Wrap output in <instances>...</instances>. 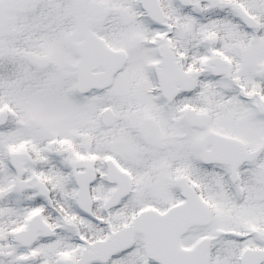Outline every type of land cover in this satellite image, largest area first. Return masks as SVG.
<instances>
[{
	"label": "rangeland",
	"instance_id": "1",
	"mask_svg": "<svg viewBox=\"0 0 264 264\" xmlns=\"http://www.w3.org/2000/svg\"><path fill=\"white\" fill-rule=\"evenodd\" d=\"M160 3L166 14L164 25L174 27L171 34L157 31L140 0H0V112L9 113L8 123L0 128V264H18L15 259H20V251L13 240L16 230L26 223L25 216L44 213L29 193L19 196L17 213L9 205L13 193L9 158L14 152L31 154L35 167L45 169L37 174L52 182L54 193L64 196L63 207L54 203L64 210L67 229L75 221L68 200L76 196L69 188L79 170L101 164L103 159L102 163L121 161L130 174L131 170L137 174L131 196L134 204L130 203L134 207L142 205L147 196L155 202L165 200L171 191L169 178L174 169L170 166L174 163L213 209L212 222L192 229L184 237L185 244L190 246L202 236L210 238V264H236L239 248L259 244L255 233L264 232V159L229 187L218 172L200 169L191 161V143L200 132L185 131L177 117H163L158 110L157 97L151 91L156 90L154 54L149 50L189 49L199 33L193 29L194 19L181 11L176 0ZM87 30L103 37L112 49L126 52L127 62L110 88L77 94L74 48ZM102 71V67L95 70ZM103 108L115 114L109 128L98 124ZM217 116L212 123L216 131L242 136ZM255 132L252 142L257 144L264 133ZM51 158L65 163V177L48 166ZM160 196L163 200H158ZM165 203L161 202L162 207ZM240 229L245 233L241 240L227 235ZM215 230L220 231L217 237ZM64 240L37 245L35 253L51 258L60 246L65 247V256L76 253L70 237Z\"/></svg>",
	"mask_w": 264,
	"mask_h": 264
},
{
	"label": "flooded vegetation",
	"instance_id": "2",
	"mask_svg": "<svg viewBox=\"0 0 264 264\" xmlns=\"http://www.w3.org/2000/svg\"><path fill=\"white\" fill-rule=\"evenodd\" d=\"M187 1L186 6L180 9L196 22L195 28L192 26L193 29L199 30L195 45L182 51L180 49H152L155 73L156 71L160 72L162 57L169 52L184 74L178 77L174 70L170 71V75L166 79L169 82L165 88L167 96H163L161 93L163 88L159 86L160 80L155 79L159 97L156 100L157 107L163 117L164 115L177 117L181 128L185 131L200 132V136L191 143L193 151L190 154V159L195 166L205 171H216L222 175L223 179L230 177V165L202 163L197 141L207 132L234 140L227 143L223 141L222 144L226 150L221 151V154L224 158L249 157V160L245 161L238 169L239 180V178L248 176L254 169L252 167L264 159V137L255 144L252 141L256 136L251 135L255 131L260 132L259 134L264 133V0ZM153 24L159 33L166 32L167 29V34H171L174 29L173 26ZM184 114L190 118L188 124L183 121ZM216 114L218 115L216 118L224 121L227 127H231L233 133L242 136L227 135L216 131L212 127ZM205 122H207V127L202 128L200 125H204ZM246 136L247 139L244 138ZM205 145L206 155H209L213 151V144L206 142ZM162 154L163 156L167 154L165 149L162 150ZM109 160H105L103 163L102 160L101 164L95 163L88 168H93L95 171V174L90 178L92 180L89 185L92 198L90 214L79 207L77 200L79 186L76 183L70 186L69 193L74 191L76 194L71 200H68V208L75 216L74 223L69 225L70 229H67L68 224L65 222L64 210H59V207L54 203L55 201L63 207L65 205L64 196L58 194V191L54 193L52 182L37 174L40 169L43 171L45 169L35 167L34 159L30 161L25 159L22 163L23 176L19 177L16 170L12 166L10 167L13 193L10 194L9 205L14 208L13 212L17 213L16 205L20 203L19 196L26 193L34 195L35 198L31 201L41 206L44 211V213L40 212L29 218L25 216L26 223L15 232L27 230L30 223L35 221L36 238L32 243L25 246V244L14 241L20 251V259H15L18 264H77L84 251L97 257L99 245L103 242L107 243L104 251L110 253L109 256L104 261L94 258L87 264H162L159 261L161 258H169L172 261L171 264H192L191 259L177 262L176 249L175 254L171 251L174 250L173 246L165 244L161 247L154 243L152 229H148L152 223L150 217H147L138 228L133 227L135 219L141 213L155 211L164 215L168 210L185 201L175 184L178 177H186L184 173L180 169L176 170L174 163L171 164L170 169H174L169 178L171 191L168 192V196H164L167 201L164 207L161 202L165 200L161 196L158 200L162 199L163 201L155 202L150 200L152 197L148 198L147 196V199L142 201L143 204L146 202L147 206L142 204L130 207V203L134 204L131 196L137 187V174L131 169L133 175L130 174L129 170L122 166L121 161L111 160L120 172L126 173L130 177L131 189L127 195L120 198L118 203L106 208V203L118 188L117 180L113 182V179H118L124 189L129 185L125 177L114 172L107 165ZM49 161L52 164L48 166L59 176L65 177V163L61 164L53 158ZM88 169H81L78 173H83ZM247 171L249 172L246 173ZM19 179L26 183V188L23 191L18 190ZM38 182H44L47 185L50 190V198L38 194ZM58 189L60 191L59 186ZM198 193L202 200L208 203L204 194L201 191ZM49 203L51 205H48ZM192 207L194 211H191L190 218L201 219L204 210L202 203L193 201ZM17 218L18 221H21L20 217ZM207 226L208 224H195L189 227L186 234L181 237V248L185 251H192L197 243L206 236L198 238L190 246L185 244L184 237L192 229ZM126 228L131 230H127L122 234V237H118L119 232ZM235 235H238L240 240L245 237V233L241 232V229ZM255 235L259 237V242H256L259 244L243 249L236 257L237 264H242L241 259L246 249L264 250V232H256ZM67 237H70L69 242L77 250L76 253L65 256L64 246L55 247L51 258L48 255L45 257V255L39 256L35 253L37 245L49 246L53 241L63 242ZM114 241L126 246L116 248L112 245ZM24 243H28V240ZM82 244L83 246H81ZM67 249L69 250V248ZM196 257L200 258L201 256L197 255ZM259 264H264V260Z\"/></svg>",
	"mask_w": 264,
	"mask_h": 264
},
{
	"label": "water",
	"instance_id": "3",
	"mask_svg": "<svg viewBox=\"0 0 264 264\" xmlns=\"http://www.w3.org/2000/svg\"><path fill=\"white\" fill-rule=\"evenodd\" d=\"M142 7L149 12V16L151 18L156 19L158 22H162L164 19L163 12L159 5L158 0H142ZM75 54L78 57V61L76 64V90L78 92H88L91 89L102 90L106 87H109L112 84L114 75L123 68L126 62V54L122 51L115 52L113 51L107 43L100 38L97 34H95L92 30H87L83 40L78 43L75 47ZM98 66H103L105 68V72L102 73H93V70ZM164 67L167 69V65L164 64ZM159 78L161 76H158ZM161 83V82H160ZM163 86L165 83L162 81ZM8 119V113L3 112L0 114V125L6 123ZM100 122L103 126H110L114 122V114L110 109H104L99 116ZM206 126V125H204ZM154 130L152 134L148 136L149 139L154 136ZM215 138H218L216 134L207 133L206 136L200 140L201 143L205 142H214ZM216 149V148H215ZM204 150V148H203ZM202 150V151H203ZM24 155H16L13 157V160H17L18 162H14V165L18 168H21V159ZM204 157V156H203ZM208 161V159L204 158V161ZM210 159L209 161H211ZM214 160L219 161L220 159L214 158ZM213 160V161H214ZM232 163V162H231ZM241 160L237 163H232V180L235 182L237 180V168L240 165ZM21 170L19 173L21 174ZM89 182L88 178H79L78 183L81 185V191L79 193V204L80 206L87 210H91V199L89 195ZM177 185L182 193L187 197V200H191L194 198L199 199L195 189L190 186L188 181L184 178H180L177 181ZM129 187L122 190L119 186L118 190L113 194L112 198L109 200L107 206L109 204H114L121 198L127 191ZM189 203H186L182 206L174 208L170 211L166 216H162L160 218V226L157 228L156 238H154V242L157 241L160 245H162L163 241H167L170 243V240L174 238L176 246L179 248V239L180 236L187 230L188 226H190L195 221L187 220L184 221L183 227H179L177 225L174 228L175 221L174 216H178L179 214H183L186 209H188ZM206 208V219L205 222L210 220L211 214L209 208L205 205ZM34 223L31 225V230L25 232L24 234H19L22 237H26L31 234V237L34 238ZM202 243H207V241L201 242L197 248L201 247ZM105 243H102L100 247H105ZM207 249L205 248V259L202 264H207ZM110 253L101 249L99 260L104 261ZM82 261V260H81ZM163 262V261H162ZM165 264H169L168 260H165Z\"/></svg>",
	"mask_w": 264,
	"mask_h": 264
}]
</instances>
